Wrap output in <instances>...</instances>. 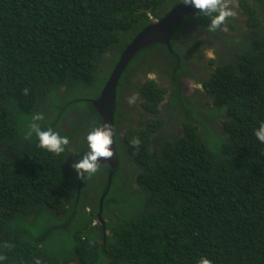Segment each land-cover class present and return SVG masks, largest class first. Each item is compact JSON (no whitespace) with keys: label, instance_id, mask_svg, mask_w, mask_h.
Here are the masks:
<instances>
[{"label":"trees","instance_id":"16d2710c","mask_svg":"<svg viewBox=\"0 0 264 264\" xmlns=\"http://www.w3.org/2000/svg\"><path fill=\"white\" fill-rule=\"evenodd\" d=\"M178 2L0 0V264H198L201 257L264 264V144L254 135L264 122V0H234L238 15L226 32H208L209 18L194 10L171 32L170 49H140L122 71L113 112L116 167L102 200L105 234L97 212L107 168L89 177L87 192L88 175L72 168L88 151L81 152L87 131L101 124L91 99L127 44ZM184 32L202 56L206 47L212 52L215 68L195 90L204 118L184 103L177 82L190 52L178 43ZM176 46L179 55L171 53ZM153 52L173 61V92L160 107L168 88L147 80L140 103L149 117L132 122L125 78L134 77L139 55ZM37 113L43 130L69 138L64 152L38 147L35 134L25 139ZM175 118L182 127L173 134ZM124 178L127 188L117 191Z\"/></svg>","mask_w":264,"mask_h":264},{"label":"clouds","instance_id":"9594fccd","mask_svg":"<svg viewBox=\"0 0 264 264\" xmlns=\"http://www.w3.org/2000/svg\"><path fill=\"white\" fill-rule=\"evenodd\" d=\"M179 3H182L185 7L193 8L195 13L208 17L210 23L207 25V31L210 33H215L218 30L225 32L228 31L226 23L227 20L229 18H236L238 15L237 11L233 7L234 0H179ZM157 19L159 18L151 19V22L156 21ZM202 34L206 35L204 33ZM202 45H206L204 40L202 41ZM198 48H200V46ZM25 92H27V90H25ZM137 99L138 94H133L128 97V103L134 105ZM159 106L163 107L160 104ZM137 114L138 121L140 119V115L144 114V111L141 108V103L137 109ZM143 117L146 119L149 116L148 114H144ZM43 119L44 116L42 113H37L32 117V120L28 125V131L25 135V139H30L32 135L35 134L38 140V147L45 149L50 153L59 155L64 152L65 147L70 143V140L67 136H61L58 132L51 128L43 130L39 124V121ZM112 135V129L107 124L103 127L97 126L87 134L86 141L88 144V151L84 153V155L77 162L72 164V168L76 171L78 177L83 178L85 174L90 177L96 174L100 170V160L103 159L107 161L113 157V150L111 147L113 144ZM254 135L261 144H264V122H262L258 128L254 129ZM130 143L134 147H138L140 140L138 137H134ZM132 167L135 168L134 165H132ZM126 173L129 174V171ZM94 223L95 222H93V224ZM4 259H6V257L0 255V261ZM35 264H41L40 260L37 259ZM198 264H212V262L206 257H201L198 260Z\"/></svg>","mask_w":264,"mask_h":264},{"label":"water","instance_id":"95a60500","mask_svg":"<svg viewBox=\"0 0 264 264\" xmlns=\"http://www.w3.org/2000/svg\"><path fill=\"white\" fill-rule=\"evenodd\" d=\"M194 13V9L191 7H185L182 3H177L169 11H167L162 17L156 21L151 22L144 27L126 46L122 52L119 60L113 67L108 79L104 83L100 95L91 100V103L95 111L101 117L100 126L103 127L107 124L112 129L113 144L111 145L113 150V157L110 160H100V166L103 165L107 168V189L104 194L100 197L97 220L101 224L103 230L105 223L102 218V200L104 195L110 188V181L116 167V150L114 144V130H113V112L116 107V89L119 76L125 69L129 61L132 59L134 54L140 49L146 48L152 44H163L170 49L169 38L173 29L179 24L181 19L187 15ZM104 230V234H105Z\"/></svg>","mask_w":264,"mask_h":264},{"label":"flooded vegetation","instance_id":"af4514ba","mask_svg":"<svg viewBox=\"0 0 264 264\" xmlns=\"http://www.w3.org/2000/svg\"><path fill=\"white\" fill-rule=\"evenodd\" d=\"M230 22V21H229ZM225 32V31H222ZM183 38L179 39L180 44H185L186 47H189V53L186 54L184 56V61H185V67L182 64L183 69L180 71L181 75H177V82L180 84L181 89L183 94H185V99H187V101H184V103L186 102L187 105H190L194 103V98L196 97V95H199L198 92H196L195 90H191L189 89V84L192 82V85H200L202 87V84L200 82L202 81H197V80H202L205 77H208L214 70L215 66H212L209 64V59L210 57H206V55L202 56L199 52L200 49H193L192 47H190V40L186 39V33L184 32L182 35ZM176 41V40H175ZM223 42H218V47H222L223 46ZM177 50L180 52V49L178 48V46H176L175 52L171 51L172 54L177 55ZM139 55L138 58L135 59L133 65H131L132 67L130 68V74H132L134 77L133 78H125V87H123V91L122 93L124 94L123 97L125 102H128V97L131 96V92L133 94H138V99L136 102L139 103V101L141 100V88L140 86H142L143 84L145 85L147 80H153L154 82H159L157 80H167L166 84H163L165 86H167L168 91L167 93H164L165 98L167 99L165 103H163V101H160V105L163 107L167 106V103L172 95L173 89H172V83H173V78L171 76L172 73V69H173V61H168V60H164V56L166 57V55L161 54V53H157V52H153L151 54H149V56H143ZM179 55V54H178ZM212 57V56H211ZM183 58V57H182ZM137 62V64L135 65V62ZM163 61V62H162ZM153 62L156 63V67L161 68L162 70H164L163 75H159L156 73H153V69L151 68V63ZM164 65L166 67H164ZM157 70V69H156ZM158 71V70H157ZM184 75H187L188 77H184ZM202 76V77H199ZM139 79L137 81H140L138 83V86L135 87L133 86L134 84V80ZM131 80V81H130ZM132 94V95H133ZM200 99H201V95ZM126 104L124 103V108H125ZM178 106V105H177ZM175 106L174 107V115L175 116H179V112L180 110L178 109V107ZM138 119V114L136 112V118H135V122ZM175 125H180V128L178 131L181 130V119L175 118L174 121ZM177 131V132H178ZM129 159L127 158V160L125 159L124 161H128ZM124 164V163H123Z\"/></svg>","mask_w":264,"mask_h":264},{"label":"rangeland","instance_id":"374dc122","mask_svg":"<svg viewBox=\"0 0 264 264\" xmlns=\"http://www.w3.org/2000/svg\"><path fill=\"white\" fill-rule=\"evenodd\" d=\"M246 6V5H245ZM246 9H248V6H246ZM264 11V10H263ZM202 38H203V40L205 41V42H207L210 38L208 37V36H206V35H202ZM204 46H206V45H204ZM205 52H206V57H210V56H212V52H211V49L209 48V47H206L205 48ZM154 66H156V63H154ZM158 71H157V70ZM153 73H156V74H159V75H163V73H164V70H162L161 68H158V67H156V68H154L153 69ZM184 77H188V76H184ZM134 81H137V80H134ZM157 81H159V82H163V84H166L167 83V80H165V79H163V80H157ZM189 89H191V90H196V89H200V85H192V82L189 84V87H188ZM194 100V103L193 104H191V106L190 105H187L190 109H195V113L197 114V116H199V117H202V118H204V115L202 114V112H200L199 113V111L202 109V108H204V107H206V105L204 104V101L203 100H201L200 99V96L199 95H196V97L193 99ZM166 102V98L163 100V103H165ZM127 103V102H126ZM139 104H140V101H139V103L138 102H136L134 105H131V104H127L126 106H125V112L126 113H128L129 115H130V117H128V115H126V117H128L129 119V121H132V122H135V118H136V112H137V109H138V107H139ZM127 110V111H126ZM166 115H169V114H166ZM177 117H182V114H180L179 113V116H177ZM126 119V118H125ZM209 120V119H208ZM174 121V119H171V123H169L168 125L170 126V128H171V132L173 133V134H176L177 133V131L179 130V128H180V125H175V123L173 122ZM209 122V121H208ZM210 123V122H209ZM90 132V129H89V131H87V133H86V136H87V134ZM86 136H84V141H85V143H83V147L81 148V152H85V150L88 148V144H87V141H86ZM88 178V180L86 181V184L84 185V187H85V189H84V192H87L88 191V189H89V176L87 177ZM129 178V177H128ZM126 179L127 178H124L123 179V181H118V183H117V191H119L120 189L119 188H121V187H125V188H127V182L128 181H126ZM128 180V179H127Z\"/></svg>","mask_w":264,"mask_h":264}]
</instances>
